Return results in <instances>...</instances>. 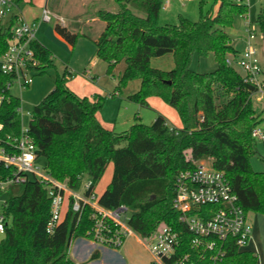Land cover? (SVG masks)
I'll return each instance as SVG.
<instances>
[{
  "label": "trees",
  "instance_id": "16d2710c",
  "mask_svg": "<svg viewBox=\"0 0 264 264\" xmlns=\"http://www.w3.org/2000/svg\"><path fill=\"white\" fill-rule=\"evenodd\" d=\"M16 1L20 4L22 0ZM115 1L117 11H98L105 27L95 42L96 56L107 63L108 74L115 75L117 65L125 63L115 94L130 80L139 79V89L128 99L148 106L149 98L158 96L177 110L183 126L171 125L162 114L151 124L137 120L124 132L105 126L98 113L106 96L76 94L68 85L75 74L66 66L56 73L52 91L30 111L28 131L37 158H45L48 175L74 190L82 187L85 177L95 190L112 163L111 180L97 194L98 202L106 208L125 204L133 209L128 224L141 238L152 237L168 225L179 233L176 256L188 254L195 264H257L258 255L241 249L233 239L217 241L214 248L194 244V235L173 207L177 174L208 158L225 173L245 213L264 215V171L254 170L250 159L261 139L253 131H264V112L257 113L253 105L259 88L228 62L231 56L238 57L239 50L227 28L234 25L237 15L245 17L247 3L214 0L219 4L215 13L202 11L198 21L179 15L177 23L162 25V0ZM204 2L200 0L201 8ZM256 23L264 37V6ZM55 29L72 45L82 35L61 24ZM9 37L10 28L0 29V57ZM32 45L40 60L38 73L55 66L48 47L37 40ZM167 53L173 55V68L152 65L153 57ZM210 53L217 63L213 71L199 72L191 67L195 54L207 57ZM13 82L12 75L0 70V94L4 95L1 135L5 140L19 137L21 131L18 107L22 101L10 91ZM11 175L14 168L0 163V176ZM48 190L46 182L29 175L22 193L4 201L0 264H83L72 259L69 249L74 239L91 238L92 208L85 206L77 213L69 201L63 220L49 233ZM99 256L95 250L91 259Z\"/></svg>",
  "mask_w": 264,
  "mask_h": 264
},
{
  "label": "built area",
  "instance_id": "2783aa9c",
  "mask_svg": "<svg viewBox=\"0 0 264 264\" xmlns=\"http://www.w3.org/2000/svg\"><path fill=\"white\" fill-rule=\"evenodd\" d=\"M54 17L62 24L65 22L64 18L57 17L47 6L42 8L38 21H29L16 0H0V29L10 28L7 48L0 57V70L12 75L14 82L22 87L32 82L40 66L32 45L37 40L38 26L40 22H50ZM245 27L247 36L244 48L236 59L231 56L228 62L240 68L248 81L256 82L259 88L257 92L264 93L256 29L248 19H245ZM3 100L4 95L0 94V106ZM18 112L22 114L21 106ZM3 128L4 124L0 120V163L12 166L14 175L5 178L0 176V191L12 184H23L29 175L46 182L51 198V217L47 224L49 233H53L63 220L70 201L72 210L77 213H81L85 206L92 208L93 226L88 234L96 243L119 248L133 234L128 224L130 216L127 205L121 204L115 208L101 205L97 193L91 190L90 180L82 184L79 190H74L52 178L45 168L41 170L36 163L37 147L28 127L21 126L19 137L6 140L1 135ZM253 135L263 139L264 131L257 128ZM173 207L179 212V220L194 235V244L206 243L208 248H214L217 241L233 239L243 249L252 239L253 225L240 206L239 198L225 173L203 159L177 174ZM4 228L5 217L1 215L0 231L4 232ZM141 239L159 264H195L188 254L176 256L180 237L171 226L164 225L152 237Z\"/></svg>",
  "mask_w": 264,
  "mask_h": 264
},
{
  "label": "rangeland",
  "instance_id": "374dc122",
  "mask_svg": "<svg viewBox=\"0 0 264 264\" xmlns=\"http://www.w3.org/2000/svg\"><path fill=\"white\" fill-rule=\"evenodd\" d=\"M163 7L160 13V23H177L179 15H183L193 21H198L201 12L215 13L218 10V3L214 0H205L200 5V0H162ZM248 5V12L245 17L250 20L256 29L258 52L264 68V40L260 32V28L256 23V17L264 6V0H245ZM47 6L54 14L61 15L68 23L69 30L72 32L81 31L91 37H97L104 29L105 22L97 15L98 10L117 11L119 4L115 0H24L22 10L28 19L40 15L41 8ZM245 20L241 16H236L234 25L227 28V32L233 39L239 38L246 32L244 26ZM59 21L54 17L50 22H42L39 26L38 37L48 44L54 55L55 66L47 68L43 73H37L33 76L32 82L25 87L14 82L10 88L13 95L21 98V126L27 128L31 118L30 111L34 105L38 104L54 87V79L57 72L62 73L66 66L74 72V77L68 82L69 87L80 96L92 97L95 94L105 95L106 98L98 113L101 122L109 127L114 128L117 132H124L131 127L137 120H141L145 124H151L158 114L164 115L169 123L176 127H182V120L177 110L166 103L158 96L149 98V105L143 106L128 99V95L133 94L139 89L140 80H130L120 92L115 94L116 85L119 77L125 67L122 61L114 70L115 75L107 73V63L96 57V45L90 38H84L83 34L78 38L77 42L72 45L64 38L61 39L56 34V25ZM44 35H48L44 37ZM94 58L95 65L90 64L91 58ZM93 60V61H94ZM152 65L164 70H170L174 67V59L172 53H167L163 56L153 57ZM217 66L216 60L212 53L207 57H199L195 54L192 58L191 67L199 72L213 71ZM86 69H91L88 73ZM241 71L240 68H237ZM262 79V74L260 76ZM113 94V95H112ZM253 105L257 113L264 112V93L256 92L253 95ZM264 128V123L262 124ZM251 164L254 170L264 171V141L258 140L257 150L251 156ZM206 163H211L210 159L204 158ZM37 165L44 171L45 158L39 157L36 161ZM112 163L107 167L103 177L97 184L95 192L101 193L109 184L112 176ZM88 181L87 177L83 179V184ZM23 191V184H12L0 194V206L6 197L18 195ZM133 214V209L129 208L128 216ZM260 213L250 212L248 219ZM257 216V215H256ZM264 218V215H260ZM264 235V225H263ZM253 234V233H252ZM135 238L131 237L132 251L137 258L144 260L146 264H159L153 261V257L147 250L146 246L137 243ZM262 249L260 250V258L258 256L257 264H262L264 260V237ZM246 245L243 249H249ZM252 249V248H251ZM256 248L252 249L255 254L259 255ZM264 262V261H263ZM123 264V259H121Z\"/></svg>",
  "mask_w": 264,
  "mask_h": 264
},
{
  "label": "crops",
  "instance_id": "0c3cea01",
  "mask_svg": "<svg viewBox=\"0 0 264 264\" xmlns=\"http://www.w3.org/2000/svg\"><path fill=\"white\" fill-rule=\"evenodd\" d=\"M23 1L24 0L21 1V3L19 4V7L21 9L22 14L24 15V10H22V8H21ZM41 11H42V8H41ZM40 15H41V13H40ZM40 15L35 16V17H29L28 19L25 17V15H24V17L27 20H29V21H38ZM97 15H98V13H97ZM56 16L57 17H62L61 15H56ZM56 19L58 20V18H56ZM243 19L245 20L246 17H243ZM41 23L42 22H40V24ZM40 24H39V26H40ZM59 24H61L62 26L66 27L69 30V25H68V23H67L66 20H65V22L63 24L60 23V21H59ZM39 26H38V29H39ZM244 26H245V22H244ZM104 27H105V25H104ZM38 29H37V32H36L37 41H40L42 44H44L46 47H48V44L45 41L41 40L38 37V31H39ZM69 31H71V30H69ZM73 33L83 34L84 38H90L91 41H93V43L95 45H96L95 42H96V40L98 39V37L100 35L99 34L97 37H91L90 35H87L86 33H82L79 30H78V32H73ZM56 34L58 35V37H60L61 39H63L61 37V35H59L57 33V31H56ZM46 36H48V35H44V37H46ZM246 36H247V34L245 33L244 35H241L239 38L233 39L234 46L239 50L238 54H240V52L244 48ZM263 40H264V37H263ZM256 45L258 47L257 38H256ZM95 55H96V53H95ZM52 57H53V60H54V55H52ZM94 58L95 57L91 58V60H90V64L92 66H94L95 63H96L95 60H94ZM260 62H261V59H260ZM261 66L263 68L262 62H261ZM86 70L88 71V73H91L92 72L91 69H86ZM37 73H38V71L35 73V75ZM259 140L260 141H264V138L263 139H259ZM5 190L0 191V194L3 191H5ZM7 198L8 197H6L4 199V201ZM4 201L2 202V205L0 206V216L2 215V207H3ZM256 215L252 218V221L249 219L250 222L253 225V234H252L251 241L248 243V246L249 247L251 246L252 249L256 248L255 250L259 254L258 256L260 258V250L262 249V242H263L262 239L264 237L263 231H262L263 230V225H264V218H262L260 216L261 214L260 215L256 214ZM131 237L135 238L134 240L137 243H140L143 246L145 245L143 243V240L141 239V237L139 235H137L135 232H133V234H131L130 236H128L127 239L125 240L124 244L121 247H119V248H112V247H108V246H103V245H100V244L96 243L91 238L79 237V238H76V239H74L72 241V243L70 245L69 253H70V256L72 257L73 260H75L76 262H79V263H83V264H121V259H123V264H146V262H144V260L137 258L136 255L133 253V251L131 249V247H132V242L130 241ZM3 238H4V232L0 231V241ZM251 248H249L247 250H251L252 251ZM95 250H99L100 256L98 258L91 259V256H92V254H93V252ZM147 250L149 251V253L153 257V255L150 252V250L148 248H147ZM153 261L156 262V260L154 259V257H153ZM263 261L264 260L262 259L261 260V263L262 264H264Z\"/></svg>",
  "mask_w": 264,
  "mask_h": 264
}]
</instances>
